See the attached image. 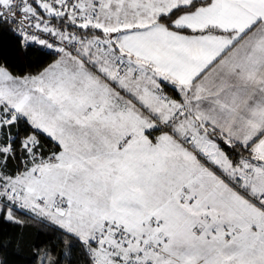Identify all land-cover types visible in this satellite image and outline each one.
Returning <instances> with one entry per match:
<instances>
[{
    "label": "snow or ice",
    "instance_id": "snow-or-ice-1",
    "mask_svg": "<svg viewBox=\"0 0 264 264\" xmlns=\"http://www.w3.org/2000/svg\"><path fill=\"white\" fill-rule=\"evenodd\" d=\"M4 224L0 264H264V0H0Z\"/></svg>",
    "mask_w": 264,
    "mask_h": 264
},
{
    "label": "trees",
    "instance_id": "trees-1",
    "mask_svg": "<svg viewBox=\"0 0 264 264\" xmlns=\"http://www.w3.org/2000/svg\"><path fill=\"white\" fill-rule=\"evenodd\" d=\"M12 48H13L12 42L8 41L6 38L5 39L6 55H9L11 57L10 63L15 65L18 70H35L43 59L42 57L36 54H32L27 58H24L19 54V52L11 51ZM37 227L38 226L31 225L29 227H26L24 230H20V229H13V227L10 225H6V224L0 225V229H3L6 234L12 235L14 238L22 235L25 243L36 238ZM9 259L13 260L15 258L9 257Z\"/></svg>",
    "mask_w": 264,
    "mask_h": 264
}]
</instances>
